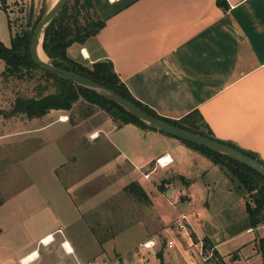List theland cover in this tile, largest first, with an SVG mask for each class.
Wrapping results in <instances>:
<instances>
[{
  "label": "crops",
  "instance_id": "crops-1",
  "mask_svg": "<svg viewBox=\"0 0 264 264\" xmlns=\"http://www.w3.org/2000/svg\"><path fill=\"white\" fill-rule=\"evenodd\" d=\"M87 2L103 25L82 42L69 44L70 58L78 61L80 56L90 65L111 61L132 96L157 114L210 130L218 140L264 162V0H223L226 8L217 0ZM45 115L43 124L29 120L32 134L41 133L40 149L46 146L49 155H59L80 146L77 157L67 154L73 169L81 157L89 160L98 154L95 178L111 177L108 187L136 182L151 202L157 183H150L149 177L158 172L168 195H187L183 204L187 214L203 206L212 209L217 196L235 192L224 169L177 137L133 123L119 124L108 114L77 115L72 121L60 109ZM160 157L170 162L160 166L156 162ZM64 160L58 158L49 169L59 181L67 174L63 168L69 160ZM171 176L175 183L168 179ZM81 179L79 183L86 180ZM236 192L243 202L244 232L262 233V228L264 232V223L248 228L246 197L240 189ZM234 201L228 203L231 210ZM70 244L63 241L61 247L68 250Z\"/></svg>",
  "mask_w": 264,
  "mask_h": 264
},
{
  "label": "rangeland",
  "instance_id": "rangeland-1",
  "mask_svg": "<svg viewBox=\"0 0 264 264\" xmlns=\"http://www.w3.org/2000/svg\"><path fill=\"white\" fill-rule=\"evenodd\" d=\"M53 2L0 0V41L9 46L11 34L29 28ZM65 5L76 13L80 30L96 22L87 0H67ZM77 60L90 66L80 56ZM3 68L0 60V73ZM51 82H46L39 71L33 77L0 74V264H219L216 254L223 264H264L263 228L262 233L244 232L246 218L241 217L238 182L219 164L233 180L235 192L223 194L224 198L217 196L212 209L203 206L187 214L183 210L187 195H168L158 172L149 177L157 188L148 203L124 188L108 187L111 177L95 178L98 154H90L95 158L89 160L81 157L73 169L69 158L74 153L77 157L80 146L62 155H49L46 146L40 149L41 138L37 137L41 133L32 134L31 118L24 112L12 114L11 110L18 96L56 92L58 86ZM49 83L52 85L43 90ZM60 110L71 121L77 115L108 114L81 96L70 109ZM44 116L33 117L37 125L44 123ZM58 158L69 160L63 168L67 174L60 181L51 177L49 170ZM83 178V184L79 183ZM168 179L175 183V177ZM232 199L234 210L228 208ZM182 213L187 216L184 230L176 225ZM47 234L53 238L50 244L41 240ZM150 236L154 241L145 247L144 240ZM206 237L209 241L202 249ZM67 240L73 253L61 247ZM34 251L35 260L24 261Z\"/></svg>",
  "mask_w": 264,
  "mask_h": 264
},
{
  "label": "trees",
  "instance_id": "trees-1",
  "mask_svg": "<svg viewBox=\"0 0 264 264\" xmlns=\"http://www.w3.org/2000/svg\"><path fill=\"white\" fill-rule=\"evenodd\" d=\"M217 2L219 5H222L224 8H226V4L223 2V0H217ZM44 13L45 12H43V14ZM41 17L42 15L39 16L38 19H36L35 23H33L29 28H25L20 32L11 34V43L9 46L4 45L0 41V60L4 62V68L0 73L1 75L33 77L34 72L39 71L40 74L45 78L46 82H49V79H51L52 82H54V84L58 86V90L54 93L50 92L44 95L40 94L37 97H29V101L27 102L23 110L28 118L42 116L52 109L68 110L72 107L73 103L81 96L105 109L114 122H119V124L133 123L142 128L156 130L148 125L143 124L140 120L128 113L124 108H122L115 102L34 64L29 54V43L31 34L37 24L36 22H38ZM77 21L78 19L74 10H68L67 5H65L61 12L45 29L42 48L51 64L65 70L81 74L113 89L121 96L125 97L144 111L157 118L218 140L214 137L210 130L195 125L190 127L185 125L183 120H174L163 117L157 114L147 105L138 101L135 97L132 96L126 85L120 80L113 68V64L111 61H96L88 66L70 58L67 55L66 49L69 46L68 39L74 37L75 35V27H77L78 30L80 29ZM102 25L103 23L96 21L92 25L83 28L85 33L77 41L82 42L83 39L87 36L97 33ZM50 85L52 84L49 83L42 89L44 90L45 88L46 90L50 87ZM161 132L166 133L164 131ZM180 140L185 142L187 145L199 150L213 163L219 164L220 166L225 168L227 172H229L237 180L238 187L243 190V193L246 196L245 209L247 212L248 228H256L258 226H261L264 223V176L254 169L216 151L183 139ZM224 143L235 147L229 142ZM239 150L264 163L261 159H259L252 153L241 149ZM181 178L183 179V177ZM124 190L136 195L138 198L144 200L145 202H150L147 193L136 182L129 183L124 187ZM263 238L264 237H262V239ZM208 241L209 239H207V237L204 238L202 249L207 246L206 243ZM213 250L214 248H211L212 254ZM215 253L217 252H214V254ZM216 256H218L217 258L220 262L219 264H223L221 263V256L219 254H216Z\"/></svg>",
  "mask_w": 264,
  "mask_h": 264
},
{
  "label": "water",
  "instance_id": "water-1",
  "mask_svg": "<svg viewBox=\"0 0 264 264\" xmlns=\"http://www.w3.org/2000/svg\"><path fill=\"white\" fill-rule=\"evenodd\" d=\"M66 2L67 0L55 1L51 5V7L46 11V13H44V15L38 21V23L36 24L31 34L30 43H29V54L34 64H36L37 66L57 76L70 80L84 88L94 91L100 96H103L115 102L116 104L120 105L128 113L136 117L138 120H140L145 125H148L159 131H164L179 139H183L191 143H195L197 145H201L213 151H216L222 155H225L235 161H238L254 169L255 171H257L258 173L264 176V163H262L261 161L257 160L256 158L246 153H243L239 149L227 143H224L219 140L202 135L200 133L176 126L160 118H157L149 114L148 112L144 111L143 109L138 107L136 104L126 99L125 97L121 96L113 89L99 82H96L90 78H87L81 74L75 73L73 71H68L58 66H55L49 62L47 57L46 59H42L39 55V51H41V53L45 55L43 48H42V42H43V36H44L45 29L53 21V19L61 12ZM75 32H76L75 36L68 39V44H71L74 41L79 40L80 36L85 33V31H81V33H79L77 27H75ZM28 101H29L28 97H21V96L16 97L14 100V107L11 110V113L12 114L22 113Z\"/></svg>",
  "mask_w": 264,
  "mask_h": 264
},
{
  "label": "built area",
  "instance_id": "built-area-1",
  "mask_svg": "<svg viewBox=\"0 0 264 264\" xmlns=\"http://www.w3.org/2000/svg\"><path fill=\"white\" fill-rule=\"evenodd\" d=\"M163 159H164V157L158 158L156 160L157 164H159L160 166H166L170 162V161H162ZM144 177L147 178L148 177V174H145ZM186 219H187V216L186 215H184L183 213L180 214L179 219L176 221V225H177L178 229H181V230H184L185 229V221H186ZM149 242H151V241L145 242L144 243V246L145 247L150 246ZM168 247L169 248L172 247V242L171 241L168 242Z\"/></svg>",
  "mask_w": 264,
  "mask_h": 264
},
{
  "label": "bare ground",
  "instance_id": "bare-ground-1",
  "mask_svg": "<svg viewBox=\"0 0 264 264\" xmlns=\"http://www.w3.org/2000/svg\"><path fill=\"white\" fill-rule=\"evenodd\" d=\"M55 1H57V0H54V2ZM53 2V3H54ZM39 55H40V57L42 58V59H46V56L43 54V53H41V51H39ZM162 161H166V159L164 160H162ZM46 244H50V242H52V237L50 236V237H48V238H46L45 240H43ZM67 248H68V251H70V252H72V246L70 247V246H67ZM35 258H36V253L34 252L33 254H31L30 256H28L27 258H26V260H24V261H26L27 263H30V262H33L34 260H35Z\"/></svg>",
  "mask_w": 264,
  "mask_h": 264
},
{
  "label": "flooded vegetation",
  "instance_id": "flooded-vegetation-1",
  "mask_svg": "<svg viewBox=\"0 0 264 264\" xmlns=\"http://www.w3.org/2000/svg\"><path fill=\"white\" fill-rule=\"evenodd\" d=\"M78 31H79V33H81V31H84V30H80V29H79ZM75 34H76V32H75ZM74 36H75V35H74ZM81 36H82V35H81ZM81 36H80V37H81Z\"/></svg>",
  "mask_w": 264,
  "mask_h": 264
}]
</instances>
